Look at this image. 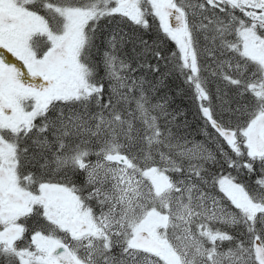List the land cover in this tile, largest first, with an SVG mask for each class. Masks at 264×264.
Listing matches in <instances>:
<instances>
[{"label":"snow or ice","instance_id":"obj_1","mask_svg":"<svg viewBox=\"0 0 264 264\" xmlns=\"http://www.w3.org/2000/svg\"><path fill=\"white\" fill-rule=\"evenodd\" d=\"M0 264H264V0H0Z\"/></svg>","mask_w":264,"mask_h":264},{"label":"trees","instance_id":"obj_2","mask_svg":"<svg viewBox=\"0 0 264 264\" xmlns=\"http://www.w3.org/2000/svg\"><path fill=\"white\" fill-rule=\"evenodd\" d=\"M167 84L168 87L163 89V92L168 94L172 108L182 113L181 122L187 121V125L192 134L197 139H203L204 137L202 134H199V130L203 126V121L202 118L198 116L197 102L194 100L191 91L180 77H170ZM213 96H215L214 92Z\"/></svg>","mask_w":264,"mask_h":264},{"label":"rangeland","instance_id":"obj_3","mask_svg":"<svg viewBox=\"0 0 264 264\" xmlns=\"http://www.w3.org/2000/svg\"><path fill=\"white\" fill-rule=\"evenodd\" d=\"M9 55H10V54H9ZM12 59H13V62H16V61L14 60V58H12ZM17 63H18V62H17ZM211 91H213L214 93H216V88H215V86L212 87ZM213 92H212V93H213Z\"/></svg>","mask_w":264,"mask_h":264}]
</instances>
